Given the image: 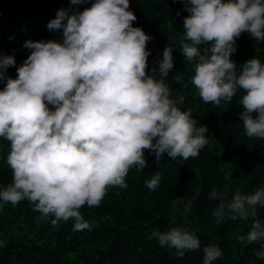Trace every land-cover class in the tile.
<instances>
[{
	"label": "clouds",
	"instance_id": "obj_1",
	"mask_svg": "<svg viewBox=\"0 0 264 264\" xmlns=\"http://www.w3.org/2000/svg\"><path fill=\"white\" fill-rule=\"evenodd\" d=\"M179 2L188 13L180 52L194 65L189 83L205 104L216 106L242 91L243 130L249 138L264 139V63L254 56L238 71L232 59L242 33L264 41V0ZM69 3L46 25L49 31L62 30V41H24L31 51L15 78L8 75L15 56L0 54V138L10 143L6 163L12 172L11 182L0 188V208L27 200L42 217H52V225L72 220L73 230L83 231L96 225L80 209L98 207L109 188L126 189L129 170L147 167L146 151L156 165L165 154L170 160L196 158L208 143L209 129L193 118L192 109L181 110L185 97L174 95L166 83L174 68L173 47L164 48L149 73L152 37L133 26L137 17L130 0ZM84 4L89 6L81 10ZM172 79L183 81L180 75ZM161 178L156 173L146 187L154 191ZM208 195L218 201L212 213L218 225L225 219L250 221L247 235L238 240L259 243L256 256L264 261V221L257 210L264 207V188L236 190L230 200L215 189ZM183 203L178 197L172 207ZM192 203L184 205L186 211ZM147 238L175 249L178 258L201 249L197 235L182 227L153 229ZM202 252V264L223 255L216 245Z\"/></svg>",
	"mask_w": 264,
	"mask_h": 264
},
{
	"label": "trees",
	"instance_id": "obj_2",
	"mask_svg": "<svg viewBox=\"0 0 264 264\" xmlns=\"http://www.w3.org/2000/svg\"><path fill=\"white\" fill-rule=\"evenodd\" d=\"M89 5H80L83 10ZM69 0H0V54L14 55L16 67L8 69L15 78L16 68L30 55L23 47L26 40L62 41V30L49 31L47 23L60 8H69ZM137 20L152 39L147 48L149 73L154 63L163 58V50L173 47L174 68L166 83L173 94L185 97L181 110L192 109L193 118L206 125L208 143L196 158L170 160L164 155L159 165L154 154L145 152L147 167L142 171L129 170L128 187L109 188L98 207L83 206L85 220L96 226L91 230L74 231L73 221L54 226L52 217L44 218L27 200L16 206L10 203L0 208V264H202V249L216 245L222 257L214 264H264L256 256L259 243L252 245L238 240L250 230V221L225 219L217 224L212 213L218 201L209 199V191L223 192L230 200L236 190L252 193L264 188V139L249 138L243 130L239 105L243 92L233 100L221 101L219 106L205 104L194 85V65L184 60L180 37L183 19L188 15L179 0H130ZM180 13V15H177ZM237 51L232 59L237 69L254 56L264 63V41H255L244 32L236 40ZM183 77L176 83L172 77ZM188 87L184 88L183 84ZM4 87L0 83V89ZM10 143L0 138V188L12 180L6 163ZM161 174L159 186L150 191L145 181ZM183 197V204L174 209L173 201ZM192 201L187 211L184 205ZM258 218L264 221V207L258 206ZM175 217V221L172 218ZM182 227L194 232L201 249L188 251L178 258L175 249L161 247L157 240L147 237L153 229L166 231Z\"/></svg>",
	"mask_w": 264,
	"mask_h": 264
}]
</instances>
